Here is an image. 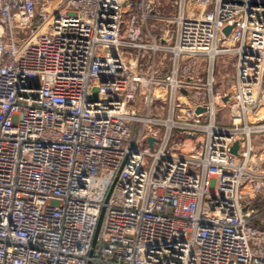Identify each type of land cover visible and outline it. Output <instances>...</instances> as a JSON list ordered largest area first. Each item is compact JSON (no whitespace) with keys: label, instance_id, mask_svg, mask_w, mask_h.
<instances>
[{"label":"built area","instance_id":"obj_1","mask_svg":"<svg viewBox=\"0 0 264 264\" xmlns=\"http://www.w3.org/2000/svg\"><path fill=\"white\" fill-rule=\"evenodd\" d=\"M0 264H264V0H0Z\"/></svg>","mask_w":264,"mask_h":264},{"label":"rangeland","instance_id":"obj_2","mask_svg":"<svg viewBox=\"0 0 264 264\" xmlns=\"http://www.w3.org/2000/svg\"><path fill=\"white\" fill-rule=\"evenodd\" d=\"M229 60H230V57L227 58V57H218L217 60H216V69L220 68V66L225 62L226 64L229 63ZM230 75V73H225V72H221V73H217L216 74V78L218 80L217 84H216V88L219 89V91H224V90H227L228 88V76Z\"/></svg>","mask_w":264,"mask_h":264},{"label":"water","instance_id":"obj_3","mask_svg":"<svg viewBox=\"0 0 264 264\" xmlns=\"http://www.w3.org/2000/svg\"><path fill=\"white\" fill-rule=\"evenodd\" d=\"M230 29H231L230 26L226 27V28L224 29V33H225V34L228 33ZM152 141H153V138H152V137H149V138H148V143H149L150 148L153 147ZM237 145H238L237 142H235L234 145H233V147L231 148V152L235 153V151H236V149H237ZM99 227H100V221H99L98 226H97L96 235L98 234Z\"/></svg>","mask_w":264,"mask_h":264}]
</instances>
